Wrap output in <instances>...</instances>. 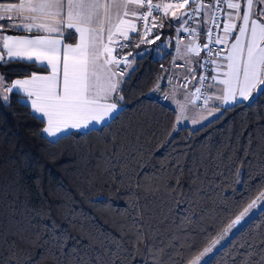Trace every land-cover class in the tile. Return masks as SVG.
I'll return each mask as SVG.
<instances>
[{"label":"snow or ice","instance_id":"1","mask_svg":"<svg viewBox=\"0 0 264 264\" xmlns=\"http://www.w3.org/2000/svg\"><path fill=\"white\" fill-rule=\"evenodd\" d=\"M171 9L188 10L179 14L172 11V22L168 27H174L178 35L182 31L194 34L192 42L183 45V51L179 45L176 48L178 58L183 60L188 68V74L184 76L185 83L175 85L171 91L174 94L177 88L186 89L187 84L192 81L196 82V86L192 92H183V102H176L179 114L172 126L165 131L167 138L171 139L173 133L178 134L183 130L186 121L190 120L194 126H207L205 121L208 124L214 123L223 112L245 104L254 106L259 97H264V0H177L175 3L155 4L153 0H16L12 3H0V66L27 64L50 71L46 75L31 72L11 83L6 81L4 74H0V101L10 106L8 94L15 92L21 107L29 109V115L45 125L42 135L47 136L53 144L74 133L88 135L103 131L104 127H111L122 113V85L125 83V77L129 75L128 70L135 62V57L129 61L125 55H120L119 58L113 56L115 47L111 45L119 47L122 52L128 47L138 48L141 44H155L160 40L159 29L165 25L156 23L153 12L159 13L163 10L164 16L167 17ZM201 12L204 15L201 21H197V15ZM150 17L152 19L149 23ZM137 21L144 22L140 29L137 28ZM189 21L197 26L193 27ZM222 22L224 35H215L209 25L220 28ZM9 29L26 34L9 35ZM198 29L206 36L203 45L197 43L200 35ZM153 30H156V35L153 39H148ZM233 32L236 33L235 36L232 35ZM32 33L36 34L31 35ZM130 33L136 35L130 36ZM77 34L78 43L65 41L66 36L74 39ZM117 35L129 43H119L114 39ZM229 38L233 42L230 51L223 57L227 71L224 73L225 78L219 80L223 87L217 86V75L209 77L202 74L197 79L192 64L195 63L205 71H211L206 65L215 64L219 70L221 65L211 59L213 48L210 45L225 44ZM202 50L205 51V56L200 57ZM193 54L199 58L193 60ZM141 55L136 53V56ZM216 55L219 56L220 52L217 51ZM122 63L123 69L120 67ZM188 75L192 80L188 79ZM160 79H167L169 84L172 83L171 77H158L157 81ZM153 91H160L158 82ZM163 95L165 99L174 98L169 92H164ZM201 96L206 115L199 112L196 117L189 118L186 115L188 105L200 100ZM203 166L201 162L199 167ZM171 172L172 176L168 179H174L175 184L165 183L166 192L177 202H185L181 185V177L185 172L179 158L171 166ZM136 175L135 170L120 171L122 182L126 179L128 184L137 189L145 187L133 179ZM188 176L195 191L191 192L187 201L189 214L183 216L177 226L178 231L183 232L185 236L188 235L185 229L197 222L193 219L195 213L192 208L199 201L201 189L195 187L200 182L198 166L195 163L189 169ZM255 178L250 171L247 180ZM87 182L91 184L93 180L89 178ZM234 183L241 184L243 189L241 199L236 203L239 211L226 223L220 220V226L214 232L200 229L199 232L204 234L209 243L195 254L194 258L185 261V264H201L202 260L203 264H213L216 255L228 247L235 248V254L241 256L239 264H264V173H261L258 184L245 187L246 181L241 180L240 170L237 168ZM148 190L159 192L160 188L158 185H149L145 187V191ZM98 202L106 204L107 200L100 198ZM139 203L140 197L137 196L126 210L132 212L135 209V212L132 215V224H122L118 229L121 232V240L103 233L88 232L85 235L89 241L87 248L92 252V256L87 252L80 255L75 247L65 252L69 237L67 233L57 235L56 225H53L51 230L44 226V232H47L49 237L47 240L42 232L30 227L31 220L28 222L29 227L17 228V235L25 243L44 247V257L53 258L55 264H93V259L95 264H115L116 259L121 257L125 258L121 259V264H125V260L131 264V260L137 255H142L138 246L145 242V232L138 223L141 216ZM62 209L69 226H79L83 232V225H78L77 213L72 205L65 201ZM57 211L60 212L61 209L58 208ZM33 216L39 219L42 214L37 212ZM125 228L131 232L128 239L131 251L124 247L122 242L123 237L127 235ZM241 237H244V241L237 245ZM179 239L176 235L172 237V241ZM109 245H115V250ZM187 246L191 248V244ZM166 247L173 249L167 260L163 259L165 247L148 248V260L151 264H177L175 256L182 254L177 250L176 244L169 242ZM239 248H246V253H240ZM257 255L259 259L253 260ZM205 257L207 258L204 259Z\"/></svg>","mask_w":264,"mask_h":264},{"label":"trees","instance_id":"2","mask_svg":"<svg viewBox=\"0 0 264 264\" xmlns=\"http://www.w3.org/2000/svg\"><path fill=\"white\" fill-rule=\"evenodd\" d=\"M12 2L16 0H0V3ZM166 20L167 17L159 18L158 24L163 23L165 27L159 29L160 40L155 44H141L126 51L142 55L136 58L134 71H129L122 85L124 101L120 118L103 131L88 135L74 133L53 144L42 135L45 125L34 120L29 109L21 107L15 93L8 94L10 106L0 101V264H55L53 258L44 257V247L25 243L17 235V228L29 227V220L32 221L30 227L42 232L45 240L49 237L44 226L51 230L56 225L57 235L67 233L65 252L75 247L80 255L87 252L92 256L85 235L103 233L121 240L118 229L122 224H132L135 209L126 210L137 196L141 212L138 223L145 232V242L138 246L142 255H137L131 264H145V261L151 264L148 248L153 246L165 247L163 259L167 260L168 254L173 252L166 247L169 242L176 244L182 254L175 256L177 264H185L209 243L200 229L214 232L220 220L226 223L239 211L236 203L243 189L241 184L234 183L235 170H240L245 187L259 183L264 173V97H259L254 106L245 104L223 112L214 123H205L207 126L186 125L178 134L173 133L171 139L166 137L165 131L178 115L173 106L162 100L163 93L171 88L163 85V79L157 81L171 71L178 40L175 28H169ZM7 32L24 34L11 29ZM155 35L156 30L147 38L153 39ZM65 40L75 43L76 37L66 36ZM182 71L186 68L176 72ZM31 72L47 71L27 64L0 66V73L8 83ZM200 76V68H197V79ZM157 82L160 91H153ZM191 89L192 82L186 91ZM196 105L198 107V103ZM177 158L185 172L181 177L185 202L169 197L165 189V183L175 184L174 179L168 178L172 176L171 166ZM201 162L203 167H199ZM194 163L200 176L195 187L201 192L198 203L192 208L197 222L185 229L188 233L185 236L177 226L183 216L189 214L187 201L195 188L190 184L188 171ZM121 169L135 170L134 180L145 187L158 185L160 191L146 192L145 187L137 189L126 179L122 182ZM250 171L256 178L248 181ZM89 178L93 180L91 184L87 182ZM100 198L107 203H99ZM65 201L75 209L83 232L79 226H69L62 209ZM37 212L42 214L39 219L33 216ZM124 231L127 235L122 242L131 251L128 243L131 232L128 228ZM174 235L180 239L172 241ZM243 241L241 237L237 245ZM182 244L184 247H180ZM109 247L115 250V245ZM236 251L232 247L222 250L213 264H239L241 256L236 255ZM246 251L239 248L240 253ZM121 259H116L115 264H121ZM258 259V255L253 257V260Z\"/></svg>","mask_w":264,"mask_h":264},{"label":"crops","instance_id":"3","mask_svg":"<svg viewBox=\"0 0 264 264\" xmlns=\"http://www.w3.org/2000/svg\"><path fill=\"white\" fill-rule=\"evenodd\" d=\"M154 1V4L155 3H159V0H153ZM205 2H207V0H205ZM165 3H170V2H165ZM172 11H176L177 12V14H179L181 11H186V9H171V10H169V15L167 16V22L168 23H171L172 21H171V12ZM203 15H204V13L203 12H201V15H200V18H199V20L198 21H201V18L203 17ZM138 22L139 21H137L136 23H137V28L138 29H140L142 26L141 25H139L138 24ZM211 25V24H210ZM210 25H209V27H210ZM197 26V25H196ZM222 26H223V24H222ZM239 26V25H238ZM198 31H200V35H199V37H198V39H197V43H199L200 45H203L204 43H205V41H206V36H205V34L203 33V31L202 30H200V29H198ZM22 32V31H21ZM183 32V31H182ZM24 33V32H23ZM7 34H9V35H18V34H11V33H9V32H7ZM26 33H24V34H22V35H25ZM36 33H32L31 35H35ZM201 34H203V35H201ZM130 36H134V35H136L135 33H130L129 34ZM224 35V33H223V28H222V32H221V36H223ZM232 35L233 36H235L236 35V33L235 32H233L232 33ZM176 37H177V33H176ZM115 40H120V39H122V38H120L118 35L114 38ZM192 40H193V36L192 37H187L186 38V40L184 41V42H179L178 40L176 41V46H175V48H174V57H173V62H177V63H183L184 64V61L183 60H181V59H179L178 58V53H177V51H176V48H177V46L179 45L180 47H181V50L183 51V45H188L189 43H191L192 42ZM66 41V40H65ZM78 41H79V34H77L76 35V42L75 43H78ZM67 42V41H66ZM232 40L229 38L228 39V41H227V43H225V45L227 46V53L230 51V48H231V44H232ZM67 43H69V42H67ZM74 44V43H73ZM112 47H115V50L113 51V53H112V55L113 56H116L117 57V51H116V46L115 45H111ZM226 53V54H227ZM125 53H122V55H124ZM225 54V55H226ZM225 55H222V56H220V57H218V59L216 60L217 61V64H219V65H221V67L219 68V70H217V67H216V65H215V71H214V74L213 75H217L218 76V80H217V86L218 87H223V85H220L219 84V80H222V79H224L225 77H224V73L227 71V68H226V61L223 59V57L225 56ZM199 56L200 57H203L204 56V54H203V50L199 53ZM199 57H197V56H195V54H193V56H192V59L193 60H195V59H198ZM120 67L123 69V67L120 65ZM192 68H194L196 71H197V66H196V64L195 63H193L192 64V66H191ZM186 68V71H182L181 73H180V75H182V76H184V75H186L187 73H188V68L185 66L184 67V69ZM48 71H50V69L49 70H47V72H45V73H39V74H42V75H46V74H48ZM1 74V73H0ZM189 77V76H188ZM196 84V82L195 81H192V89L189 91V92H192V91H194L195 90V85ZM172 89H167V91L166 92H169L170 94H172V95H174V98L173 99H166V102H168L171 106H173L177 111H178V109H179V106H178V104L176 103L177 101H180V102H183L184 101V96H183V92L182 91H180V90H178V89H176V91H175V93L173 94L172 93V91H171ZM13 93H15V92H13ZM10 94V93H9ZM210 95H211V93H209ZM217 95H219V93L217 92L216 93ZM192 104H189L188 105V109H189V107L191 106ZM195 105V104H194ZM191 108V107H190ZM46 138H48L47 136H45ZM49 139V138H48Z\"/></svg>","mask_w":264,"mask_h":264},{"label":"built area","instance_id":"4","mask_svg":"<svg viewBox=\"0 0 264 264\" xmlns=\"http://www.w3.org/2000/svg\"><path fill=\"white\" fill-rule=\"evenodd\" d=\"M170 2V3H175V2H177V0H159V3H165V2ZM153 3H154V1H153ZM191 7V5L189 6V8ZM188 9H186V11H187ZM200 15H201V13L200 14H198L197 15V21L199 20V18H200ZM153 16L154 17H156V23L158 24V21H159V18H163V17H165L164 16V13H163V10H161L159 13H157V12H153ZM151 17L149 18V23L151 22ZM143 21H139L138 22V24L139 25H143ZM189 23L190 24H192V26L193 27H196V24L195 23H193L192 21H189ZM210 27H212L213 28V30H214V34L215 35H220L221 36V32H222V28H223V26H222V23H221V25H220V28H215V26L214 25H211ZM155 30H153V32H154ZM152 34V33H151ZM194 34H192V33H189V32H181L179 35H178V40L180 41V42H184L185 40H186V38L187 37H192ZM118 42L119 43H127V42H124L122 39H120V40H118ZM210 47H212L213 48V56L211 57V59H215V58H218V57H220V56H222V55H225L226 53H227V46L225 45V44H211L210 45ZM129 49V47L128 48H124L123 50H122V52H121V49L119 48V47H116V51H117V58H119L120 57V55H122V53H124V52H126L127 50ZM204 51V50H203ZM217 51H219L220 52V55L219 56H217L216 55V52ZM204 56H205V51H204ZM184 67H185V65L183 64V63H177V62H174L173 64H172V68H171V71L164 77V78H168V77H171V80H172V83L171 84H169L168 83V80L167 79H163V85L164 86H166V87H168V88H171V89H173V87L175 86V85H177V84H184L185 83V81H184V76H181L180 74H178V72H176L177 70H182V69H184ZM206 68L207 69H211V71H205V70H202V69H200V71H201V75L203 74V75H207V76H209V77H211L213 74H214V71H215V69H214V64L213 65H206ZM122 69V68H121ZM188 79L189 80H191L189 77H188ZM190 86H191V83H189V84H187V87H186V89H179V88H177L178 90H181V91H186V90H188L189 88H190ZM202 91H203V89H202ZM163 101H166V99L163 97V99H162ZM198 107L199 108H203L204 107V103H203V96H201V99L200 100H198Z\"/></svg>","mask_w":264,"mask_h":264},{"label":"rangeland","instance_id":"5","mask_svg":"<svg viewBox=\"0 0 264 264\" xmlns=\"http://www.w3.org/2000/svg\"><path fill=\"white\" fill-rule=\"evenodd\" d=\"M211 26V25H210ZM125 56H127V58H128V60L129 61H132L133 60V58L135 57V60H136V58H138V57H140V56H136V54L135 55H128V53L127 52H125V54H124ZM218 58H215L214 60H217ZM121 66L124 68V64L122 63L121 64ZM133 66H134V63L132 64V66H131V68L128 70V72L130 71V70H132L133 69ZM214 69H215V64H214ZM210 82V81H209ZM198 103V100H196L195 102H194V104H192L190 107H189V109H188V111H187V113H186V115L189 117V118H193V117H196L197 116V113H199V112H204V114L206 115V112L204 111V107L203 108H198L197 107V104ZM210 104H211V101H210ZM178 114H179V109H178ZM210 119H212V118H210ZM204 123H207V121H205ZM186 125H189V126H191V127H199L200 125H192L191 124V122H190V120L189 121H186L185 123H184V125L183 126H186ZM207 257H205L204 259H206ZM201 264H203V260L201 261Z\"/></svg>","mask_w":264,"mask_h":264}]
</instances>
